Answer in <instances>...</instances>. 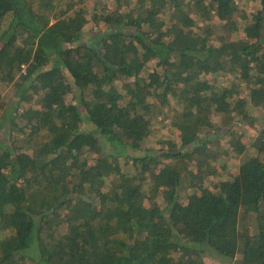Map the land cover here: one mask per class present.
Here are the masks:
<instances>
[{
	"label": "trees",
	"instance_id": "trees-1",
	"mask_svg": "<svg viewBox=\"0 0 264 264\" xmlns=\"http://www.w3.org/2000/svg\"><path fill=\"white\" fill-rule=\"evenodd\" d=\"M217 258L264 264V0H0V264Z\"/></svg>",
	"mask_w": 264,
	"mask_h": 264
},
{
	"label": "rangeland",
	"instance_id": "rangeland-1",
	"mask_svg": "<svg viewBox=\"0 0 264 264\" xmlns=\"http://www.w3.org/2000/svg\"><path fill=\"white\" fill-rule=\"evenodd\" d=\"M244 5L246 6V10H247V13H251V11L253 10V3H245L244 1ZM258 6L260 7V5H257L256 7L258 8ZM93 6H91L92 8ZM163 18L166 20V17L163 16ZM216 21V19H215ZM93 25L92 22L89 23V25L87 26L88 29ZM220 34H222L219 31H216V35L215 36H219ZM155 61L152 63V68L155 67ZM225 84V83H224ZM36 104V103H34ZM173 118L172 117H169L168 119H166V124L167 126H164L163 123H159L158 121L155 122V125H154V129H153V135L151 136V145H158V142H160V140L164 139V138H167L168 140H176V141H179V139H177L176 137V134H175V131H176V126L173 125ZM242 127H246L245 125H242ZM242 130V129H241ZM123 160L121 161V166L123 165ZM242 170V167L240 165V160L239 158H233L232 161H231V164L228 168V172L229 174H236V173H239L240 171ZM221 261L219 260V258H217V260H208V264H221L220 263Z\"/></svg>",
	"mask_w": 264,
	"mask_h": 264
}]
</instances>
